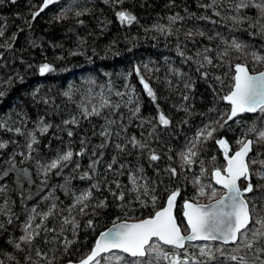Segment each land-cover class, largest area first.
<instances>
[{"label":"trees","instance_id":"16d2710c","mask_svg":"<svg viewBox=\"0 0 264 264\" xmlns=\"http://www.w3.org/2000/svg\"><path fill=\"white\" fill-rule=\"evenodd\" d=\"M239 2L57 0L33 20L31 13L38 10L42 0H0V30L3 31L0 92L4 93L0 97V123L6 125L0 128V142H7L0 149V209H3L0 223L4 225L0 229V261L3 264H31L25 259L29 256L37 264H48L49 259L53 264L78 261L87 255L98 234L110 224L154 215L166 204L170 190H178L174 214L178 225L187 230L183 202L194 197L196 201H209L204 196H196L193 181L200 175V162L203 161L205 170L201 180L208 177L211 181L212 169L226 166L225 149L215 140L225 139L231 155L238 149L236 141L249 127L253 124L264 127V120L260 119L264 114L259 111L243 113L224 128L219 127L230 110L223 96L233 84L235 64H243L251 72L264 70V63L252 56L253 52L264 56V34L254 26L260 19L259 10L249 6L237 13L235 5ZM69 8L71 11L63 19H55ZM120 10L131 12L136 20L122 24L115 14ZM76 12L82 14L76 16ZM236 15L242 18L240 22L230 19ZM177 16L180 19L175 22L169 19ZM260 22L264 24V19ZM155 26L171 31L162 33ZM233 40L246 45L244 50L230 48ZM205 49L210 51L205 53ZM225 49L228 55L221 56ZM205 54L212 59L211 65L204 61ZM43 63L51 64L53 71L41 75L39 66ZM141 77L155 94V101L145 90ZM103 100L109 101V106L101 107ZM137 105L140 111L133 116ZM93 108L100 114L85 115V109L92 112ZM159 112L169 119L168 125L159 123ZM73 118L76 123H64ZM210 121H219L214 125L218 129L214 138L202 143L191 166L183 164L178 153ZM44 125H49L48 130L41 133L39 129ZM16 128L21 131L17 133ZM29 133L36 138L32 149L28 148ZM133 137L146 143L147 148L134 147ZM118 144L120 148L116 147ZM69 150L73 153L72 159L45 174L44 166ZM152 151L159 160L150 159ZM257 152L262 155L257 156ZM253 158L264 159V147L254 148L248 159ZM249 167L251 175L240 180V187L243 189L249 182L254 185V191L244 196L250 202L253 215L264 216V190L255 187L264 185V179L256 175L260 165ZM170 168H176L178 175L172 176L167 171ZM85 173L87 178H82ZM130 175L138 177V184L156 189L155 206L150 197H142L145 201L142 204L135 198L136 193L128 191L132 187ZM117 183L120 188L116 187ZM85 190H90L92 195L85 201L88 206L82 214L79 209L83 204L71 206ZM121 191L125 192L124 200L113 195ZM101 200L106 207H96ZM33 208L37 213L52 210L43 226L55 231L41 232L33 245L22 244L21 250H17L9 241H18ZM65 218L74 219L79 225L75 235L71 225H64L61 235ZM89 220L93 222L91 227L87 226ZM36 223H40L39 215L33 221ZM53 237L59 242L45 243ZM64 237L75 241L67 252ZM152 242L165 251H173L170 245L157 239ZM205 245L213 250L221 248L224 255L214 253L216 259L207 261L199 255V248ZM256 246L264 247V241ZM185 247L189 254L195 253L206 264H238L226 257L238 255L251 260L255 255L244 249L235 252L234 244L216 241L186 242ZM36 248L47 253V257H37ZM175 251L183 257V250ZM113 254L134 259L120 251L103 255ZM9 255L15 260H10ZM147 259L152 264H169L167 260Z\"/></svg>","mask_w":264,"mask_h":264},{"label":"snow or ice","instance_id":"6c2138e0","mask_svg":"<svg viewBox=\"0 0 264 264\" xmlns=\"http://www.w3.org/2000/svg\"><path fill=\"white\" fill-rule=\"evenodd\" d=\"M56 2L57 0H42L38 10L31 13L33 20L39 16L45 8ZM118 2H122V0H118ZM211 6L212 5H208V7ZM249 6L257 8L259 10L260 19H264V2L250 4L248 0H240V2L235 5V8L237 13H239L240 9L248 8ZM68 11H71V8L62 10L61 13L55 17V19H63ZM75 14L76 16H80L82 13L76 12ZM115 14L117 19L122 24H131L136 20V17L127 10H120ZM169 19L175 22V20L180 19V17H170ZM230 19L234 22H240L242 18L239 17V15H236L230 17ZM260 19L257 20L256 25L254 26H258V31L261 34H264V24L260 22ZM155 28L157 31L162 33L171 31L170 29H165L162 26H155ZM199 34L201 36L204 35L203 32ZM2 35L3 31L0 30V36ZM189 35H191V33H189ZM13 39H15V37H13ZM8 47H11V45H8ZM229 47L235 49L236 51H243L246 45L233 40ZM208 51H210V49H205V53ZM226 55H228L227 49L221 53V56ZM252 56L255 61L264 63V56L255 52L252 53ZM203 59L208 64H212V59L207 54L204 55ZM200 67L203 68V64H201ZM50 71H53L51 64L43 63L39 66V72L41 75ZM203 75L207 76V73H203ZM217 79L220 78L217 77ZM232 80L233 84L231 85L230 91L223 96V99L230 103V112L227 114V119H225L223 123L219 124L220 128H224L229 121H232L235 117L242 113H255L259 111L261 114H264V72H259L256 75H250L246 66L237 63L235 64V75L232 77ZM141 83H143L148 95L155 101V94L149 85L144 82L142 77ZM190 86L191 85H186V87ZM64 94L68 95L67 92ZM3 95L4 93L0 92V97ZM33 95H35V92ZM117 95L122 94L117 93ZM184 99L187 100L188 97L185 96ZM129 103H131V98L129 99ZM107 106H109V101L103 100L101 107ZM116 107H119V105H116ZM139 111L140 108L137 105L133 111V116L139 113ZM185 111H187V109H185ZM99 114V111L95 108H93L92 112H87L85 109V115ZM260 119L264 120V115H262ZM158 120L161 125L166 126L170 123L169 119L163 112H159ZM70 122L76 123L75 118H73L72 121H65L64 123L67 124ZM217 123H219V121H210L208 124H205L197 131L192 140L188 141L185 149L178 153L183 164L191 166L194 163L193 158L198 156V150L202 143L214 138V133L218 130L214 125ZM4 127H6V125L0 123V128ZM48 127L49 125H44L39 129V131L41 133L47 132ZM15 131L19 133L21 129L16 128ZM105 134L106 133L101 132V135ZM249 134H251V138ZM29 135L31 136V141L28 144V148L32 149V145L36 138L31 133H29ZM68 135L71 136L72 132L69 131ZM131 143L134 147H139L141 149L147 148L146 143L137 141L135 137L132 138ZM215 143L225 149L224 156L227 164L223 168H213L211 175L215 183L221 185L224 189H227V192L220 196L219 199H215L214 202L209 204L197 203L195 197L192 201H184L183 215L187 219V227L189 230L187 235L182 234L181 228L172 215V209L178 195V190H170L167 192L166 204L163 207H160L159 210L155 211L154 215L147 219H141L136 223L114 222L112 227L106 232L100 233L99 238L96 239L87 255L77 261L76 264H110L111 261H114L115 264H152V260L147 259L148 257H152L157 262L160 260H167L169 264H206L205 261L199 260L195 253L189 254L185 247L186 242L197 239L210 241L219 240L224 244L232 243L236 246L233 249L235 252H239L241 249H244L255 253L253 259L251 260H248L245 256L238 255L226 257V259L236 261L238 264H264V259L261 258L262 255H264V247L256 246L260 243V241H264V216H254L252 207H250V202L244 196L245 193L254 191V185L249 182L246 187L241 189L237 183V181L242 177L249 179L251 175L249 167L250 164L260 165L256 175H258L260 179H264V159H246L249 157V153H251L254 148L264 147V127L257 128L255 124L249 127L241 138L236 141V144L239 146L238 150L231 155H229L227 151L228 142L225 139H216ZM6 144L7 142H0V149L5 148ZM116 147L120 148L121 146L118 144ZM79 154L80 153L77 155ZM260 155H262V153L257 152V156ZM72 157L73 153L70 150L62 155H59L57 159L52 160L49 164L44 166L45 174L52 169H57L61 162L70 161ZM113 159L115 160V158ZM150 159L152 161H156L159 160L160 157L152 151L150 153ZM213 160H215V157H213ZM95 163L96 162H94V164ZM200 163V175L196 176L193 181L196 185V196H207V198L211 201L217 196V189L212 187L211 184L204 185L202 183L201 177L205 174V170L203 168V161ZM94 164L89 167L92 168ZM108 167L111 169L112 166L109 165ZM167 171H169L172 176L178 175L176 168H170ZM26 172L27 170H25V173ZM6 174L7 173H5V175ZM87 176L88 174L85 173L82 178H87ZM137 179L138 177L136 175L129 176V181L132 184V187L128 191L136 193L135 198L142 204L145 203L142 197H150L153 206H155L158 200V197L155 194L156 189H150L146 184H138ZM92 187L95 188L96 185H93ZM116 187L120 188V184L117 183ZM255 187H259L264 190V185H256ZM205 188L208 189L207 192L205 191ZM91 195L92 193L90 190L81 192L76 197V200L71 207L75 208L77 205L83 204L84 206L79 210L82 214L85 213L88 206L85 201L89 200ZM113 195H116L118 200L125 199V192L123 191L119 194L113 193ZM52 207L55 208L56 205L53 204ZM96 207H106L105 201H99ZM2 211L3 209H0V212ZM31 212L33 214L27 217L26 222L23 225V234L18 237V241H9V243H12L17 250H21L22 244L29 246L33 245L36 239L41 235V232L49 233L55 231V229L43 226V221L52 215L51 209L45 213H37L36 208H33ZM37 215L40 217V223H36L34 225L33 221L36 219ZM9 223H11V220H9ZM64 225H71L74 235L79 227L74 219L69 220L65 218L60 230L61 235L64 232ZM92 225L93 222L89 220L87 222V226L91 227ZM3 227L4 225L0 223V229ZM153 238H156L165 245H170L173 251L168 252L163 250L159 244L152 242ZM58 242L59 241L56 237H53L52 241H45V243L54 244ZM74 242V240L64 237L63 245L65 252H67L69 246ZM115 249H119L123 253H127L128 256L134 259L132 261H128L124 256L120 255H103L104 253L112 252V250ZM177 249L183 250L184 255L182 258L175 251ZM214 253H219L221 256L224 255L221 248H215L213 250L208 245L201 246L199 248V255L206 257L207 261H213L216 259ZM35 255L41 258L47 257V253H43L39 248L35 249ZM9 259L15 260V257L9 255ZM25 259L30 261L31 264H37V261H32L30 256L25 257ZM0 264H3V262L0 261ZM48 264H53V260L49 259ZM68 264H73V262L69 260Z\"/></svg>","mask_w":264,"mask_h":264},{"label":"water","instance_id":"95a60500","mask_svg":"<svg viewBox=\"0 0 264 264\" xmlns=\"http://www.w3.org/2000/svg\"><path fill=\"white\" fill-rule=\"evenodd\" d=\"M240 64V63H239ZM243 65V64H242ZM248 72H249V74L250 75H256V74H258L259 72H264V70H262V71H258V72H250L249 70H248ZM234 75H235V66H234ZM229 105H230V103L228 102V101H226ZM231 107V106H230ZM229 112H230V110H229ZM246 113H248V114H253V113H249V112H246ZM243 114V113H242ZM239 115H241V114H239ZM238 150V149H237ZM235 152V151H234ZM233 152V153H234ZM246 159H248V158H246ZM226 161V160H225ZM226 164H227V161H226ZM243 178V177H242ZM241 178V179H242ZM240 179V180H241ZM240 180H238L237 181V183H238V185L240 186ZM213 181H214V179H213ZM214 183H215V181H214ZM216 184V183H215ZM218 185V184H217ZM218 186H220L223 190H224V192L220 195V196H222V195H224L226 192H227V189H224L221 185H218ZM242 189V188H241ZM220 196L218 197V198H216V199H219L220 198ZM226 199V198H225ZM215 200V199H214ZM214 200H212V201H210V202H207V203H200V204H209V203H212V202H214ZM189 201H191V200H189ZM174 204H175V202H174ZM183 205H184V202H183V204H182V209H183V213H184V207H183ZM172 215H173V217L175 218V220H176V217H175V214H174V206H173V209H172ZM183 217H184V215H183ZM147 218H149V217H147ZM147 218H143V219H147ZM184 219H185V222H186V224H187V219L184 217ZM139 220H141V219H139ZM139 220H120V221H116L115 223H121V222H126V223H136V222H138ZM176 222H177V220H176ZM178 224V223H177ZM112 225H113V223L112 224H110L109 226H107L103 231H101V232H106L109 228H111L112 227ZM180 227V226H179ZM189 231V230H188ZM188 231L187 232H182V234H184V235H187L188 234ZM100 232V233H101ZM100 233L98 234V236H97V238H99V236H100ZM96 238V239H97ZM96 241V240H95ZM194 241H210V240H200V239H197V240H193V241H188V242H194ZM161 242V241H160ZM216 242H220V243H222V244H224L222 241H219V240H216ZM162 243V242H161ZM228 244H232V243H228ZM112 251H120V252H122L121 250H119V249H115V250H112ZM105 254V253H104ZM125 254H127V253H125ZM128 255V254H127ZM79 261V260H78ZM73 262V264H76V262L77 261H72ZM63 264H68V262H65V263H63Z\"/></svg>","mask_w":264,"mask_h":264},{"label":"rangeland","instance_id":"374dc122","mask_svg":"<svg viewBox=\"0 0 264 264\" xmlns=\"http://www.w3.org/2000/svg\"><path fill=\"white\" fill-rule=\"evenodd\" d=\"M239 147V146H238ZM202 181V183L204 184V185H209V184H211L212 185V187H214V188H216L214 185H213V183H212V181H213V178H212V176H211V181H209L208 180V177H205L204 179H202L201 180ZM214 182V181H213ZM220 187V186H219ZM217 189V188H216ZM205 191L207 192L208 191V189L207 188H205ZM224 191L222 190V188L220 189L219 188V190L217 189V197H214L213 198V200L214 199H216V198H218L222 193H223ZM207 200H209L208 198H207V196H204ZM206 200V201H207ZM212 201V200H211ZM197 203H207V202H210V200L209 201H207V202H205V201H196ZM181 228V227H180ZM181 230H182V232H187L188 231V227H187V230L186 231H184V229H182L181 228ZM153 239H156V238H153ZM115 255H118V254H115ZM108 256V255H107ZM120 256H122V255H120ZM125 257V256H124ZM126 258V257H125ZM127 259V258H126ZM128 260V259H127ZM155 260V259H154ZM128 261H132V260H128ZM110 264H115V262L114 261H111L110 262Z\"/></svg>","mask_w":264,"mask_h":264},{"label":"bare ground","instance_id":"6f19581e","mask_svg":"<svg viewBox=\"0 0 264 264\" xmlns=\"http://www.w3.org/2000/svg\"><path fill=\"white\" fill-rule=\"evenodd\" d=\"M245 66V65H244ZM247 68V67H246ZM262 71V70H261ZM251 72V71H250Z\"/></svg>","mask_w":264,"mask_h":264}]
</instances>
